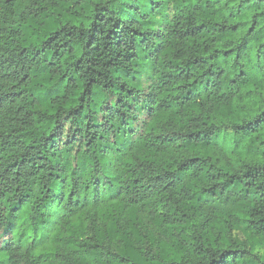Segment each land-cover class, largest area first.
I'll return each instance as SVG.
<instances>
[{
  "label": "trees",
  "instance_id": "1",
  "mask_svg": "<svg viewBox=\"0 0 264 264\" xmlns=\"http://www.w3.org/2000/svg\"><path fill=\"white\" fill-rule=\"evenodd\" d=\"M0 264H264V0H0Z\"/></svg>",
  "mask_w": 264,
  "mask_h": 264
},
{
  "label": "rangeland",
  "instance_id": "2",
  "mask_svg": "<svg viewBox=\"0 0 264 264\" xmlns=\"http://www.w3.org/2000/svg\"><path fill=\"white\" fill-rule=\"evenodd\" d=\"M42 249H45V250H50L51 251V243H48V244H46V246H43V248Z\"/></svg>",
  "mask_w": 264,
  "mask_h": 264
}]
</instances>
